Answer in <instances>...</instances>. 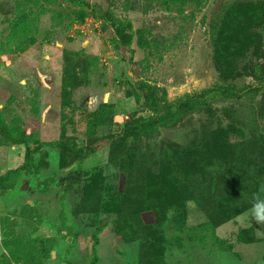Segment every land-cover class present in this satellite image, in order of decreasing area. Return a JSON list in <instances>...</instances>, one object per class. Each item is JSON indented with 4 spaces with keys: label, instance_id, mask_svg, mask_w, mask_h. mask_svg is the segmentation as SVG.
I'll use <instances>...</instances> for the list:
<instances>
[{
    "label": "rangeland",
    "instance_id": "374dc122",
    "mask_svg": "<svg viewBox=\"0 0 264 264\" xmlns=\"http://www.w3.org/2000/svg\"><path fill=\"white\" fill-rule=\"evenodd\" d=\"M85 1L0 0V264H264V89L107 144L153 116L139 82L255 85L264 0ZM92 9L131 22L129 49Z\"/></svg>",
    "mask_w": 264,
    "mask_h": 264
},
{
    "label": "trees",
    "instance_id": "16d2710c",
    "mask_svg": "<svg viewBox=\"0 0 264 264\" xmlns=\"http://www.w3.org/2000/svg\"><path fill=\"white\" fill-rule=\"evenodd\" d=\"M75 5L84 6L90 9V5L85 0H69ZM91 13L94 18L99 19L108 25H110L115 31L119 44L123 47L129 49L132 41V25L130 21H121L115 18L110 12H104L98 14L96 9H92ZM261 36L264 38V23L261 32ZM263 48H264V42ZM68 71L63 74L62 79V90L64 94H67V89L71 86V82L68 81ZM255 85H246L242 88L235 86L226 85H215L212 88L201 90L198 93L191 95H184L178 97L174 101H168L166 97V92L160 90L157 87L150 86L147 83H138V88L144 93V103L146 107L153 113V116L147 119H143L133 124H126L119 132H117L112 138L108 139L109 147H115L124 142V138L127 136H132V138L137 139L140 136L148 135L155 132L158 128H169L172 125L178 123L185 116L201 111L205 109L211 102V100L216 98L226 99V100H239L246 95H256L264 89V60L262 63V73L256 75ZM91 121L95 122L99 119V111L89 113ZM251 117L253 122L258 119V112L255 108L251 112ZM96 121V122H97ZM53 147L63 149V151L69 154H76L82 157H86L93 153V150H88L84 152L82 149H77L71 151L65 146H59L58 144H51ZM15 171H9L6 174L0 176V193L7 191L9 186H7L8 176L10 174H15Z\"/></svg>",
    "mask_w": 264,
    "mask_h": 264
},
{
    "label": "clouds",
    "instance_id": "9594fccd",
    "mask_svg": "<svg viewBox=\"0 0 264 264\" xmlns=\"http://www.w3.org/2000/svg\"><path fill=\"white\" fill-rule=\"evenodd\" d=\"M251 214L256 224L264 225V197L254 196Z\"/></svg>",
    "mask_w": 264,
    "mask_h": 264
}]
</instances>
